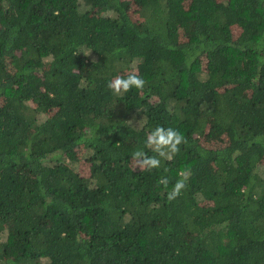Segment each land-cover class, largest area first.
Masks as SVG:
<instances>
[{
	"label": "trees",
	"instance_id": "obj_1",
	"mask_svg": "<svg viewBox=\"0 0 264 264\" xmlns=\"http://www.w3.org/2000/svg\"><path fill=\"white\" fill-rule=\"evenodd\" d=\"M0 264H264V0H0Z\"/></svg>",
	"mask_w": 264,
	"mask_h": 264
},
{
	"label": "clouds",
	"instance_id": "obj_2",
	"mask_svg": "<svg viewBox=\"0 0 264 264\" xmlns=\"http://www.w3.org/2000/svg\"><path fill=\"white\" fill-rule=\"evenodd\" d=\"M89 53H85V56H88ZM145 83L142 77L133 72L127 76H115L108 82L107 87L114 95L122 96L132 89L142 90ZM186 143V137L179 130L172 127L156 126L148 132L145 139V148L155 155H148L146 151L137 149L132 153L134 169L138 168L143 171L158 169L161 167L162 160H172L180 152L181 145ZM190 174V169H184L178 173V179L172 185L171 190L167 191L166 198L169 202L179 197L186 189ZM158 183L167 190L169 179L161 177Z\"/></svg>",
	"mask_w": 264,
	"mask_h": 264
},
{
	"label": "rangeland",
	"instance_id": "obj_3",
	"mask_svg": "<svg viewBox=\"0 0 264 264\" xmlns=\"http://www.w3.org/2000/svg\"><path fill=\"white\" fill-rule=\"evenodd\" d=\"M135 9V8H134ZM136 19V18H135ZM84 173H87L86 171H87V165L86 164H84V165H82V168H80Z\"/></svg>",
	"mask_w": 264,
	"mask_h": 264
}]
</instances>
